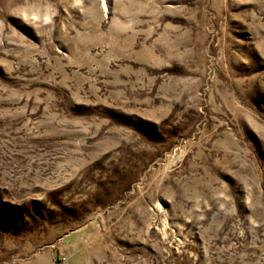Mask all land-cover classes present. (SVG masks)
I'll return each instance as SVG.
<instances>
[{"label": "rangeland", "instance_id": "374dc122", "mask_svg": "<svg viewBox=\"0 0 264 264\" xmlns=\"http://www.w3.org/2000/svg\"><path fill=\"white\" fill-rule=\"evenodd\" d=\"M0 264H264V0H0Z\"/></svg>", "mask_w": 264, "mask_h": 264}]
</instances>
